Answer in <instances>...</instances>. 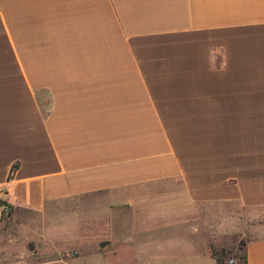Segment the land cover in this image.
<instances>
[{
  "label": "crops",
  "instance_id": "1",
  "mask_svg": "<svg viewBox=\"0 0 264 264\" xmlns=\"http://www.w3.org/2000/svg\"><path fill=\"white\" fill-rule=\"evenodd\" d=\"M0 198V264H264V0H0Z\"/></svg>",
  "mask_w": 264,
  "mask_h": 264
},
{
  "label": "rangeland",
  "instance_id": "2",
  "mask_svg": "<svg viewBox=\"0 0 264 264\" xmlns=\"http://www.w3.org/2000/svg\"><path fill=\"white\" fill-rule=\"evenodd\" d=\"M72 201H70V203L68 205L65 206V210H60L59 213L60 214H66L68 212H71L73 211L72 209ZM9 211V212H8ZM58 211L55 212V214H57ZM9 215H10V210L9 208L6 210V212H2V214L0 215V219L4 220V222L2 223V226L3 227H9V223L7 222L8 219H9ZM66 223H60V229H65L66 228ZM242 242H240L238 244V247L235 249V250H230V251H227L228 253H224V256L222 258H232L233 256H239L242 254L243 250H242ZM68 245L72 246L73 244L72 243H69ZM219 251V250H218ZM108 257H110V255H108Z\"/></svg>",
  "mask_w": 264,
  "mask_h": 264
},
{
  "label": "trees",
  "instance_id": "3",
  "mask_svg": "<svg viewBox=\"0 0 264 264\" xmlns=\"http://www.w3.org/2000/svg\"><path fill=\"white\" fill-rule=\"evenodd\" d=\"M14 165L15 164H13V166L12 167H14ZM9 177H10V174H9ZM242 245V244H241ZM211 252H212V255L216 258V260H217V262L219 263V264H224V258H222L223 256H224V253H226L225 252V250L224 249H222V250H216L215 248H212L211 249ZM239 259H242L243 260V257H244V255H243V252H242V254L241 255H239V256H237Z\"/></svg>",
  "mask_w": 264,
  "mask_h": 264
},
{
  "label": "built area",
  "instance_id": "4",
  "mask_svg": "<svg viewBox=\"0 0 264 264\" xmlns=\"http://www.w3.org/2000/svg\"><path fill=\"white\" fill-rule=\"evenodd\" d=\"M0 207L3 209V211L9 208V206L5 202H3L1 198H0ZM227 264H242V259H240L239 261H235L234 259L230 258L227 261Z\"/></svg>",
  "mask_w": 264,
  "mask_h": 264
}]
</instances>
